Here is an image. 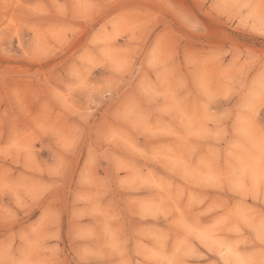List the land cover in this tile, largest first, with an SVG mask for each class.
Returning <instances> with one entry per match:
<instances>
[{"label": "rangeland", "instance_id": "374dc122", "mask_svg": "<svg viewBox=\"0 0 264 264\" xmlns=\"http://www.w3.org/2000/svg\"><path fill=\"white\" fill-rule=\"evenodd\" d=\"M262 16L0 0V261L261 264Z\"/></svg>", "mask_w": 264, "mask_h": 264}, {"label": "snow or ice", "instance_id": "6c2138e0", "mask_svg": "<svg viewBox=\"0 0 264 264\" xmlns=\"http://www.w3.org/2000/svg\"><path fill=\"white\" fill-rule=\"evenodd\" d=\"M244 7H250L249 5H244ZM261 35H264V16L261 17L260 21V27L258 29ZM251 55V54H250ZM253 59H256V57H252ZM260 65L259 69L256 73L255 81L259 82L260 85V92H259V99L261 101H264V57H260ZM262 131H264V128H262ZM259 165H260V175L258 177L254 178V187L259 188V189H264V149H262L261 157L259 160ZM207 183H216L217 178L215 176L209 175L206 178ZM258 239L262 245H264V232H261L258 236ZM261 252L264 253V248H261ZM188 255H197L195 253V250H192L191 252L188 253ZM0 264H9L8 261H0ZM11 264H26L25 261H12ZM182 264H188V261L185 260L182 262ZM243 264V262H241ZM261 264H264V260L261 261Z\"/></svg>", "mask_w": 264, "mask_h": 264}]
</instances>
